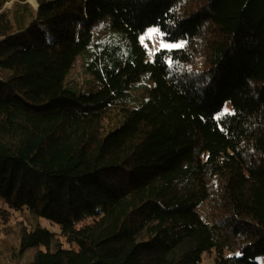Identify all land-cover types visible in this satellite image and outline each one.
<instances>
[{"label":"trees","instance_id":"1","mask_svg":"<svg viewBox=\"0 0 264 264\" xmlns=\"http://www.w3.org/2000/svg\"><path fill=\"white\" fill-rule=\"evenodd\" d=\"M8 1L0 264H259L264 0Z\"/></svg>","mask_w":264,"mask_h":264},{"label":"rangeland","instance_id":"2","mask_svg":"<svg viewBox=\"0 0 264 264\" xmlns=\"http://www.w3.org/2000/svg\"><path fill=\"white\" fill-rule=\"evenodd\" d=\"M29 1L32 5H34L35 7L38 5L37 0H26ZM13 0L8 1L5 4L4 8H10L11 4H12ZM109 23V20H105V23ZM141 42L146 46L147 51L149 53V57L150 60L153 59V55L161 50V49H174V48H179V47H174V45H182L180 47H183L186 43L185 39H181L179 41H169L167 39H165L163 37V35L156 29V28H150L146 31V33H144L141 36ZM162 45H167V47H162ZM125 46L127 48V43H125ZM77 66L76 69L73 71V75L71 78V82L73 84V82H78L83 86H86V83L89 82V75L84 71L83 69V58L81 56L78 57L77 59ZM225 110L228 111H233L232 105L231 103H227V105L225 106ZM16 215H18L19 213H15ZM15 217V216H14ZM47 226L53 230H58L57 226H52L51 224L47 223ZM13 232L15 233H11L14 234V243L17 242V237H18V232H17V228H15L13 230ZM2 240L5 243H10L13 241L12 236L11 237H7L3 234L0 235ZM32 253V250L28 251L26 257H25V261L29 259L30 255ZM221 256L220 252H217L216 250L210 254H206L204 256V260L202 264H216L219 261V258ZM258 262L259 264H264V257H258Z\"/></svg>","mask_w":264,"mask_h":264},{"label":"snow or ice","instance_id":"3","mask_svg":"<svg viewBox=\"0 0 264 264\" xmlns=\"http://www.w3.org/2000/svg\"><path fill=\"white\" fill-rule=\"evenodd\" d=\"M182 45H174V47H180ZM162 47H167V45H162Z\"/></svg>","mask_w":264,"mask_h":264}]
</instances>
